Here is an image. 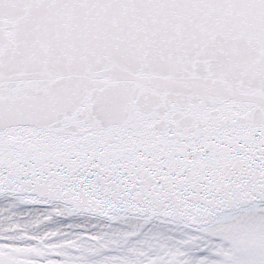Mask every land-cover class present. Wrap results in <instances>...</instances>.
Here are the masks:
<instances>
[{"label": "snow or ice", "instance_id": "6c2138e0", "mask_svg": "<svg viewBox=\"0 0 264 264\" xmlns=\"http://www.w3.org/2000/svg\"><path fill=\"white\" fill-rule=\"evenodd\" d=\"M0 264H264V0H0Z\"/></svg>", "mask_w": 264, "mask_h": 264}]
</instances>
